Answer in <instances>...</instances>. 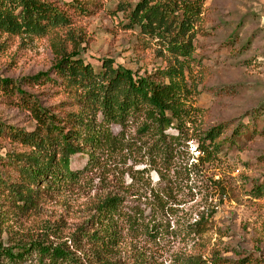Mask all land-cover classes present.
I'll use <instances>...</instances> for the list:
<instances>
[{
    "label": "trees",
    "instance_id": "16d2710c",
    "mask_svg": "<svg viewBox=\"0 0 264 264\" xmlns=\"http://www.w3.org/2000/svg\"><path fill=\"white\" fill-rule=\"evenodd\" d=\"M204 5L205 0H138L128 10L119 9L125 16L123 29L134 34L137 45L156 48L161 58L159 66L141 75L111 59L100 60L97 70L83 59V42L71 28V10L87 15V3L0 0V34L23 41L53 34L54 57L47 71L27 78L26 85L43 87L39 94L25 90L23 80L0 79V91L16 97V105L33 122L29 131L0 122V141L15 145H0V264H150L127 244L165 239L168 228L161 217L174 213L175 193L183 190L185 178L190 182L193 177L190 188L197 193L208 192L201 173L219 150L222 128H200L202 111L193 106L197 87L189 82ZM44 95L57 102L49 105L40 99ZM189 141L197 144L196 162L184 157ZM131 151L147 159L167 185L151 190L148 212L109 194L67 242H50L45 235L16 238L13 227L38 212L47 197L79 186L105 159ZM76 155L88 161L73 171L70 161ZM257 191L262 194L264 185ZM201 219L186 228L198 227ZM200 234L188 232L186 238L193 241ZM174 262L217 264L214 257L189 252L175 254Z\"/></svg>",
    "mask_w": 264,
    "mask_h": 264
},
{
    "label": "rangeland",
    "instance_id": "374dc122",
    "mask_svg": "<svg viewBox=\"0 0 264 264\" xmlns=\"http://www.w3.org/2000/svg\"><path fill=\"white\" fill-rule=\"evenodd\" d=\"M78 1L87 3L89 12L81 15L71 10V28L83 42L81 56L95 70L102 59L141 75L161 64L156 48L137 45L134 34L123 29L125 16L119 9L128 10L138 0ZM52 37L23 41L0 34V79L23 80L25 90L42 92L43 87L26 83L28 77L52 65ZM194 57L196 67L189 82L197 87L193 106L202 111L200 128H222L219 150L201 173L208 192L197 193L190 188L193 177L190 182L185 178L183 190L175 193L174 213L161 217L168 228L165 239L155 244L136 240L127 248L133 254L142 252L150 264H175L174 255L185 252L214 257L217 264L242 259L247 264H264V192L258 195L257 191L264 185V0H205ZM40 99L49 105L57 102L50 95ZM16 102V97L0 91V122L29 131L33 122ZM167 133L175 134L173 130ZM0 145L15 148L7 140ZM196 146L195 141L187 143L184 157L190 162L199 157ZM87 161L85 155H76L70 168L81 170ZM148 163L138 151L105 159L79 186L47 197L38 212L23 218L13 227L16 238L45 235L50 242H67L109 194L121 197L128 207L137 205L148 212L145 204L151 200V190H163L166 185ZM200 217L198 227L186 228ZM194 231L201 234L193 241L186 238Z\"/></svg>",
    "mask_w": 264,
    "mask_h": 264
}]
</instances>
